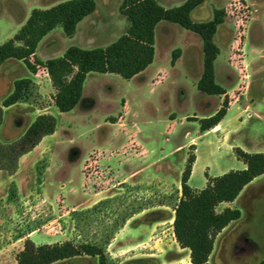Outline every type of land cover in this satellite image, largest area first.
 I'll list each match as a JSON object with an SVG mask.
<instances>
[{
    "label": "rangeland",
    "instance_id": "rangeland-1",
    "mask_svg": "<svg viewBox=\"0 0 264 264\" xmlns=\"http://www.w3.org/2000/svg\"><path fill=\"white\" fill-rule=\"evenodd\" d=\"M64 1L0 0V45L31 10ZM94 1L95 11L73 39L61 27L43 38L39 59L61 57L71 46L103 48L125 33L122 0ZM157 1L171 8L186 0ZM214 10L224 11L213 38L219 49L214 71L228 109L209 132L200 130L199 121L219 110L224 96L197 90L202 42L178 25L162 22L169 31L157 29L155 60L142 79L89 73L80 101L68 113L56 109V91L43 67L30 74L22 61L2 65L0 107L15 81L31 82L20 101L3 108L0 143L19 138L42 114L56 119V131L23 155L13 174L0 172V264H16L26 239L37 246L95 243L107 264H190L189 251L172 235L187 158H195L190 186L198 187L205 174L243 167L234 147L264 154V0H204L192 20L209 21ZM174 50L179 60L172 66ZM105 200L110 203L93 209ZM231 208L241 218L217 237L209 264H258L264 259V176ZM55 264L98 260L83 256Z\"/></svg>",
    "mask_w": 264,
    "mask_h": 264
},
{
    "label": "trees",
    "instance_id": "trees-1",
    "mask_svg": "<svg viewBox=\"0 0 264 264\" xmlns=\"http://www.w3.org/2000/svg\"><path fill=\"white\" fill-rule=\"evenodd\" d=\"M203 2L186 0L180 6L165 9L156 0H122L119 10L126 18L128 27L116 41L104 48L90 50L71 46L61 57L45 62L36 56L42 39L57 27H61L64 35L71 38L77 25L95 11L96 4L94 0H69L46 10L35 9L20 30L0 45V68L10 59L22 61L30 74H36L37 67H43L56 91V109L59 113H68L80 101L89 73L114 74L124 80L132 79L153 62L156 26L161 22L178 25L197 35L202 42V73L197 81V90L207 96H224L219 110L199 121L200 130L206 132L225 118L228 97L223 87L216 82L214 71L219 49L213 38L217 27L223 23L224 11L214 10L212 19L207 22L192 21L191 12ZM178 58L179 50H174L172 66ZM30 82V79L14 82L12 93L1 103L0 125L3 108L20 101ZM55 131L56 119L50 114H42L33 120L19 138L8 144L0 143V172L13 174L19 159ZM233 153L245 168L207 178V184L201 191L193 190L188 185L195 158L191 155L186 160L180 177L181 196L174 208L172 230L180 248L189 251L190 264H209L217 237L241 218L237 209L219 211L218 207L223 203L234 202L244 187L264 175L263 153L251 154L240 148H235ZM108 203L110 200H105L93 209ZM83 256L97 258L98 264H107L105 252L95 243L63 242L37 246L30 239L24 241L15 260L16 264H55ZM258 264H264V259Z\"/></svg>",
    "mask_w": 264,
    "mask_h": 264
},
{
    "label": "crops",
    "instance_id": "crops-1",
    "mask_svg": "<svg viewBox=\"0 0 264 264\" xmlns=\"http://www.w3.org/2000/svg\"><path fill=\"white\" fill-rule=\"evenodd\" d=\"M67 1H69V0H67ZM157 1V0H156ZM64 2H66V1H64ZM63 3V2H62ZM157 3H158V1H157ZM58 4H60L59 2H57V3H54V4H52V5H48V7L46 8V9H49V8H51V7H54V6H56V5H58ZM159 4V3H158ZM160 5V4H159ZM202 5H203V3L202 4H200L199 6H197L192 12H191V14H190V17H191V19H192V15H193V13H195V11L197 10V9H200L201 7H202ZM160 6H162V5H160ZM163 8H165V9H168L169 7H165V6H162ZM172 8V7H171ZM46 9H44V10H46ZM35 10V9H34ZM40 10V9H39ZM33 10H31V12H32ZM30 12V13H31ZM93 14V13H92ZM91 14V15H92ZM29 15L30 14H27L26 15V17L24 18V20H22V19H19L18 20V25H17V27H22L23 25H24V23L26 22V20L28 19V17H29ZM91 15H89V16H91ZM89 16H87V17H85L78 25H77V28H76V32L74 33V35L71 37V39H73L74 37H75V35L77 34V32H78V28H79V26L82 24V23H85L84 21H87L86 19H88V17ZM212 16H213V13H212ZM13 17L14 18H16V15L14 14L13 15ZM212 19V18H211ZM22 20V21H21ZM193 21V20H192ZM210 21V20H209ZM203 22V21H202ZM207 22V21H206ZM167 23V22H166ZM198 23H201V22H198ZM87 25L88 26H92L93 24H92V21H89V22H87ZM159 27H161L162 28V30L165 32V33H167L169 30H168V28L166 27V26H163L162 25V22L161 23H159L157 26H156V29H155V44H156V42H157V29L159 28ZM20 30V29H19ZM18 30V31H19ZM17 31V32H18ZM50 33V32H49ZM16 34V33H15ZM14 34V35H15ZM48 35V34H47ZM46 35V36H47ZM45 36V37H46ZM44 37V38H45ZM119 38V37H118ZM117 38V39H118ZM116 39V40H117ZM43 40V39H42ZM115 40V41H116ZM8 41V40H7ZM6 41V42H7ZM5 43V42H4ZM40 44V43H39ZM39 44H38V46H39ZM108 46V45H107ZM76 47V46H75ZM77 47H79V48H81L82 49V46L81 45H78ZM106 47V46H105ZM38 48V47H37ZM104 48V47H103ZM66 51V50H65ZM64 51V52H65ZM36 52H37V50H36ZM155 54H156V50H155ZM36 56H37V54H36ZM38 57V56H37ZM41 60V59H40ZM154 60H155V55H154V59H153V62H154ZM177 60H179V58L177 59ZM177 60H176V62H177ZM43 62H45V61H43ZM153 62H152V64L150 65V66H148L143 72H141L140 74H138L137 76H135V77H133L132 79H134V78H143L144 77V75L147 73V71H148V69L153 65ZM175 62V64L174 65H176L177 63ZM173 65V66H174ZM216 112V111H215ZM227 116V115H226ZM225 116V117H226ZM225 119V118H224ZM223 119V120H224ZM222 120V121H223ZM221 121V122H222ZM212 130V129H211ZM210 130V131H211ZM206 132H209V131H206ZM235 148H237V147H234V149ZM235 157V156H234ZM236 158V157H235ZM195 166H196V163H195V161H194V164H193V166H192V171H191V175H190V178H189V181H188V185L190 186V182L192 181V179H193V176H194V174H195V172H196V170H197V168L195 169ZM245 168V165L243 164V167L240 169V170H242V169H244ZM216 169H217V167L216 168H214V170L216 171ZM231 171V170H230ZM201 172H202V168H201ZM227 172H229V170H226V171H223L222 173H220V174H205L204 175V180L202 181V183L198 186V187H191L193 190H196V191H201L202 189H204L205 188V186H206V184H207V178H214V177H218V176H221V175H223V174H225V173H227ZM207 176V177H206ZM264 176V175H263ZM263 176H260V177H258V178H256V179H254L250 184H248L246 187H244V189L242 190V192L239 194V196L236 198V200L234 201V202H232V203H227V205L224 207V206H222V207H224V209L225 208H229V209H232L231 208V206H233L234 205V203H236L237 201H238V199L242 196V194L250 187V186H252V185H254V183H256L257 181H259ZM179 183H180V181H179ZM221 207V206H220ZM221 211V210H220ZM174 216V215H173ZM137 218H131L130 220H128L127 221V223H126V225L127 224H132V223H135V221H137L136 220ZM172 220H173V218H172ZM157 221L158 220H156L155 221V224L157 225V224H159V223H157ZM134 226V225H133ZM145 227V226H144ZM229 227V226H228ZM124 229V228H123ZM225 229H227V227L225 228ZM224 229V230H225ZM132 230H136V228L135 227H133L132 228ZM223 230V231H224ZM222 231V232H223ZM221 232V233H222ZM220 233V234H221ZM173 235V234H172ZM174 236V235H173ZM18 240H21V238L20 239H18Z\"/></svg>",
    "mask_w": 264,
    "mask_h": 264
}]
</instances>
